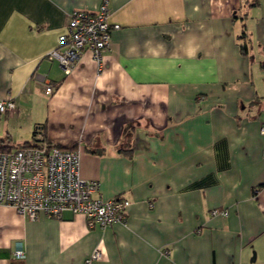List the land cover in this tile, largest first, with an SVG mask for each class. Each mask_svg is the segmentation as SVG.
I'll return each instance as SVG.
<instances>
[{"label": "crops", "instance_id": "crops-1", "mask_svg": "<svg viewBox=\"0 0 264 264\" xmlns=\"http://www.w3.org/2000/svg\"><path fill=\"white\" fill-rule=\"evenodd\" d=\"M104 1L120 27L103 70L85 52L66 74L47 54L74 10ZM7 97L0 137L17 145L46 124L105 199L131 204L126 223L93 228L1 204L0 264H264V0H0Z\"/></svg>", "mask_w": 264, "mask_h": 264}, {"label": "built area", "instance_id": "built-area-1", "mask_svg": "<svg viewBox=\"0 0 264 264\" xmlns=\"http://www.w3.org/2000/svg\"><path fill=\"white\" fill-rule=\"evenodd\" d=\"M107 1L97 11L74 10L69 17L67 30L59 36L60 46L47 54L69 74L85 52H90L103 70V59L111 49V31L120 26L109 20ZM45 93L52 95L57 85L47 81ZM16 104L11 97L0 99V113H12ZM264 132V127H263ZM9 205L35 220L39 214L61 218L66 211L86 217L88 225L105 227L127 222L131 204L124 197L105 199L100 182L83 178L80 174V150L66 149L49 143L42 135L31 146L0 150V205ZM228 210L215 208L211 215L227 216ZM18 259L26 257L22 244L15 248ZM102 257L95 249L87 258L90 263Z\"/></svg>", "mask_w": 264, "mask_h": 264}, {"label": "trees", "instance_id": "trees-1", "mask_svg": "<svg viewBox=\"0 0 264 264\" xmlns=\"http://www.w3.org/2000/svg\"><path fill=\"white\" fill-rule=\"evenodd\" d=\"M240 49L241 52L244 55H247L249 53V41L246 37L245 31L242 32V34L240 35ZM46 129H47V125L46 124H41L36 126L34 132H33V139L26 141L24 143H20V144H13L10 137L9 136H5V137H0V150L1 151H7V150H11L14 147H20V146H31L34 145L37 142V136L38 135H42L44 138H46ZM56 146L60 147V148H66V149H76L77 146H70V147H64L61 145L56 144ZM95 153H99L101 154L102 152L99 151H94Z\"/></svg>", "mask_w": 264, "mask_h": 264}]
</instances>
